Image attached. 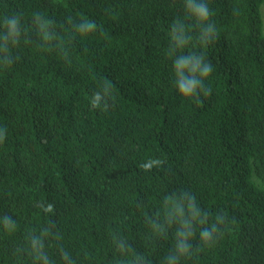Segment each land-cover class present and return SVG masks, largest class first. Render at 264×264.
Wrapping results in <instances>:
<instances>
[{
    "label": "trees",
    "instance_id": "obj_1",
    "mask_svg": "<svg viewBox=\"0 0 264 264\" xmlns=\"http://www.w3.org/2000/svg\"><path fill=\"white\" fill-rule=\"evenodd\" d=\"M263 2L0 0V264H264Z\"/></svg>",
    "mask_w": 264,
    "mask_h": 264
},
{
    "label": "clouds",
    "instance_id": "obj_2",
    "mask_svg": "<svg viewBox=\"0 0 264 264\" xmlns=\"http://www.w3.org/2000/svg\"><path fill=\"white\" fill-rule=\"evenodd\" d=\"M201 13L203 14V9H201ZM203 73L205 76L210 74V69L205 68L203 70ZM195 87V81H193L192 83H183L181 84V90H182V94H188L190 92H192L194 90Z\"/></svg>",
    "mask_w": 264,
    "mask_h": 264
},
{
    "label": "rangeland",
    "instance_id": "obj_3",
    "mask_svg": "<svg viewBox=\"0 0 264 264\" xmlns=\"http://www.w3.org/2000/svg\"><path fill=\"white\" fill-rule=\"evenodd\" d=\"M260 11H261L262 20H263V31H264V2H263V4H262V6H261Z\"/></svg>",
    "mask_w": 264,
    "mask_h": 264
}]
</instances>
